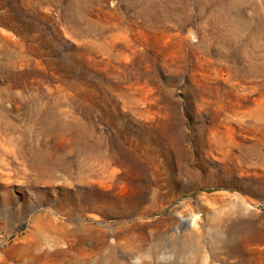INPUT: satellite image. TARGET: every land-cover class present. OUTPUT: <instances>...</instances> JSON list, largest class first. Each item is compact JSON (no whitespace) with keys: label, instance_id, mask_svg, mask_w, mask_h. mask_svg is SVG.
<instances>
[{"label":"rangeland","instance_id":"rangeland-1","mask_svg":"<svg viewBox=\"0 0 264 264\" xmlns=\"http://www.w3.org/2000/svg\"><path fill=\"white\" fill-rule=\"evenodd\" d=\"M37 214L83 264H264V0H0V264Z\"/></svg>","mask_w":264,"mask_h":264},{"label":"bare ground","instance_id":"bare-ground-1","mask_svg":"<svg viewBox=\"0 0 264 264\" xmlns=\"http://www.w3.org/2000/svg\"><path fill=\"white\" fill-rule=\"evenodd\" d=\"M31 222L33 228L51 234L41 237L34 246L27 245L19 264H83L86 255L105 246L98 236L83 234L80 227L57 221L49 214L34 215Z\"/></svg>","mask_w":264,"mask_h":264}]
</instances>
